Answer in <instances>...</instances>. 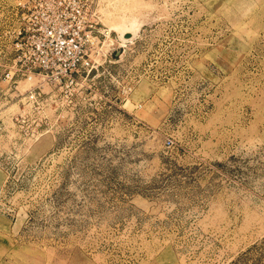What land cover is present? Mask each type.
Masks as SVG:
<instances>
[{
    "label": "rangeland",
    "instance_id": "rangeland-1",
    "mask_svg": "<svg viewBox=\"0 0 264 264\" xmlns=\"http://www.w3.org/2000/svg\"><path fill=\"white\" fill-rule=\"evenodd\" d=\"M17 2L0 264H264V0H98L94 65L69 85L19 70Z\"/></svg>",
    "mask_w": 264,
    "mask_h": 264
},
{
    "label": "built area",
    "instance_id": "built-area-1",
    "mask_svg": "<svg viewBox=\"0 0 264 264\" xmlns=\"http://www.w3.org/2000/svg\"><path fill=\"white\" fill-rule=\"evenodd\" d=\"M98 0H18L17 58L27 78L42 75L57 83L75 82L80 67L93 66L97 45ZM41 91L30 88L29 98Z\"/></svg>",
    "mask_w": 264,
    "mask_h": 264
},
{
    "label": "bare ground",
    "instance_id": "bare-ground-1",
    "mask_svg": "<svg viewBox=\"0 0 264 264\" xmlns=\"http://www.w3.org/2000/svg\"><path fill=\"white\" fill-rule=\"evenodd\" d=\"M128 33H130V32H125V33H123V34H122V37H123L124 39H131V38H133V36H129V37H128V35H127Z\"/></svg>",
    "mask_w": 264,
    "mask_h": 264
}]
</instances>
